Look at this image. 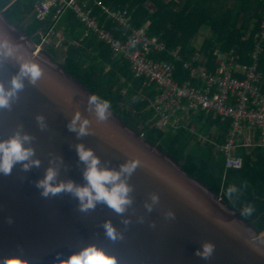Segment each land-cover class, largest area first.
Segmentation results:
<instances>
[{
    "label": "water",
    "instance_id": "water-1",
    "mask_svg": "<svg viewBox=\"0 0 264 264\" xmlns=\"http://www.w3.org/2000/svg\"><path fill=\"white\" fill-rule=\"evenodd\" d=\"M5 41L13 49V55L6 56V49L0 48V85L6 91L24 63H36L43 75L36 85L23 78V90L16 93L11 109H0V142L16 132L29 135L33 139L24 147L32 148L30 159L39 161L27 171L18 163L10 175L0 173V264L12 258L22 264H53L57 253L67 259L89 244L115 257L117 264H264V237L240 219L241 211L228 207L111 109L107 121L97 122L86 110L93 94L0 10V43ZM77 111L90 121V135L78 138L68 130ZM37 116L44 118L43 130ZM77 144L91 149L102 168L118 171L130 160L139 161L127 178L133 203L123 215L103 203L80 212L79 201L69 193L40 195L36 183L50 167L57 170V184H86ZM151 194L158 195L159 203L148 212L145 204L151 203ZM169 211L174 219L166 218ZM124 219L130 221L127 226ZM105 221L122 234V240L106 238ZM206 241L215 246L208 260L194 255Z\"/></svg>",
    "mask_w": 264,
    "mask_h": 264
},
{
    "label": "trees",
    "instance_id": "trees-1",
    "mask_svg": "<svg viewBox=\"0 0 264 264\" xmlns=\"http://www.w3.org/2000/svg\"><path fill=\"white\" fill-rule=\"evenodd\" d=\"M39 0H0V10L12 24L29 35L36 46L61 64L67 74L111 104V110L125 124L148 142L156 144L160 151L178 163L189 176L198 178L222 202L235 211H241L240 219L252 224L257 233L264 230V145L250 148L238 147L236 154L242 165L238 170L225 169L220 152L214 145L200 142L188 129L194 123L197 131L209 135L217 143L223 141L227 120H219L199 111L196 117L174 130H160L150 125L148 108L152 88H142V79L133 76L129 64L112 55L93 33L84 35L85 26L75 13L65 9L54 20L56 6H50L42 17L36 16L35 5ZM99 22L118 38L126 32L121 25L104 19L103 8H126L133 26L146 24L148 35L156 36L164 47L163 52L152 53V59L168 62L173 66V78L177 82L189 81L180 61H190L196 55L205 60L212 71L230 52L238 55L237 64L248 67L252 62L253 36L264 19V0H84ZM149 5V6H148ZM204 30V36L195 45V39ZM52 31L49 41L41 36ZM60 32L62 40L57 46L52 40ZM177 57L178 60H175ZM219 57V58H218ZM257 71L262 76L260 89L264 93V49L258 59ZM206 118L205 122L199 119ZM216 125L215 132H210ZM257 135L253 136L256 141ZM237 191L227 196L229 186ZM250 206L253 211L244 215Z\"/></svg>",
    "mask_w": 264,
    "mask_h": 264
},
{
    "label": "built area",
    "instance_id": "built-area-1",
    "mask_svg": "<svg viewBox=\"0 0 264 264\" xmlns=\"http://www.w3.org/2000/svg\"><path fill=\"white\" fill-rule=\"evenodd\" d=\"M50 6H56L54 20L70 8L85 26L84 35L93 33L112 51L113 56L128 62L133 76L142 79V88H152L154 93L149 100L148 108L151 111L147 121L156 129L174 130L188 123L190 117L199 111L221 121L227 120L221 143L209 135L196 132L193 126L188 130L200 142L213 144L214 151L222 155L224 168L231 170H238L242 165L241 157L236 154L238 147L250 148L262 144L264 93L260 89L262 76L257 71V64L264 49V19L259 31L253 36L252 63L248 67L237 64L239 57L233 51L221 59V63L212 71L198 55L190 61H180L181 68L193 81L192 84L189 81H175L172 64L149 57L152 53L163 52L164 47L156 36L147 34L146 24H131L126 8H103L104 19L121 25L125 30L126 37L120 39L97 20L84 0H39L35 5L36 16L42 18ZM52 34L49 31L42 35V42H46ZM174 59L178 60L177 57ZM254 135H257L256 141L253 140ZM258 234L264 237V230Z\"/></svg>",
    "mask_w": 264,
    "mask_h": 264
},
{
    "label": "clouds",
    "instance_id": "clouds-1",
    "mask_svg": "<svg viewBox=\"0 0 264 264\" xmlns=\"http://www.w3.org/2000/svg\"><path fill=\"white\" fill-rule=\"evenodd\" d=\"M0 48L6 49L4 55L12 56L13 49L7 42L0 43ZM43 70L36 63H24L20 67L19 75L11 80V88L6 91L3 85H0V109H11V101L16 97L18 91L23 90V78H27L29 83L36 85L41 79ZM111 104L109 101L102 99L98 95H90L87 100V111L94 115L97 122H105L109 119L111 112ZM36 120L41 128L44 129V118L37 116ZM90 121L87 118H82L79 111L73 114V117L67 128L71 132H75L77 137L90 135ZM33 137L29 135H21L16 132L6 141L0 142V173L7 176L11 174L14 165L22 164L23 170L27 171L30 166H39L38 160H31L34 151L30 147H24L25 143H29ZM76 153L79 161L85 165L83 179L86 181L84 186L75 185L72 181L55 183L57 170L48 168L46 175L42 180L36 183V187L41 189L40 195L44 198L56 196L61 193H69L78 201V210L80 212L93 211L97 204L103 203L116 214L123 215L128 207L131 206L133 200L131 193L133 188L127 183V178H130L136 168L140 165L138 160H130L121 165L119 170H112L100 167V160L96 157L91 149H86L84 145H76ZM27 162V163H25ZM237 188L229 186L227 196L230 198L232 193H235ZM151 203L145 204L148 212L153 210V206L159 203V197L156 194H151ZM253 209L246 206L243 210L244 215H249ZM166 218L174 219V213L171 211L166 213ZM11 223V220L8 221ZM140 222H143L142 218ZM122 223L127 226L130 221L122 220ZM152 224L150 227H154ZM104 234L109 240L116 242L122 240L123 236L118 232L111 222L105 221L102 224ZM215 246L210 242H203L200 250H197L194 255L198 258L208 260L214 252ZM60 254L57 253V259L53 264H117L115 257L108 255L102 248L94 244H89L78 252L68 256L67 259H60ZM4 264H22L18 258L6 260Z\"/></svg>",
    "mask_w": 264,
    "mask_h": 264
},
{
    "label": "rangeland",
    "instance_id": "rangeland-1",
    "mask_svg": "<svg viewBox=\"0 0 264 264\" xmlns=\"http://www.w3.org/2000/svg\"><path fill=\"white\" fill-rule=\"evenodd\" d=\"M149 6V5H148ZM60 32H57V33H55V35L53 36V38H52V40L56 43V45L57 46H59L60 45V39H59V36H60ZM203 36H204V30H202L200 33H199V35L196 37V39H195V45H199V43L201 42V40H202V38H203ZM38 49H40V48H42V46H40V47H37Z\"/></svg>",
    "mask_w": 264,
    "mask_h": 264
},
{
    "label": "crops",
    "instance_id": "crops-1",
    "mask_svg": "<svg viewBox=\"0 0 264 264\" xmlns=\"http://www.w3.org/2000/svg\"><path fill=\"white\" fill-rule=\"evenodd\" d=\"M59 39L62 40V35H61V34H60V36H59ZM47 41H48V40H47ZM218 58H219V57H218ZM205 113H206V112H205ZM206 114L209 115L208 113H206ZM195 117H196V115L193 116V117H190V120H192V119L195 118ZM215 119H218V118H215ZM205 120H206L205 117L199 119L200 122H202V121L205 122ZM192 126L194 127V130H195L196 132H199V131H197V126H198V125H196V124L194 123ZM226 129H227V124H226ZM226 129H225V130H226ZM215 130H216V125H211V129H210V131L215 132ZM225 130H224V132H225ZM200 133H201V132H200ZM257 143L260 145V142H259V141H257ZM261 145H264V140H263V142H262ZM261 145H260V146H261Z\"/></svg>",
    "mask_w": 264,
    "mask_h": 264
}]
</instances>
